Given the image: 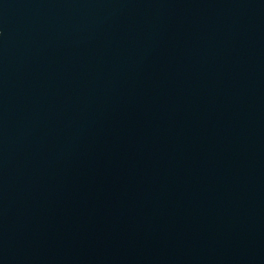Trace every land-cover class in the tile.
<instances>
[{"label": "water", "instance_id": "obj_1", "mask_svg": "<svg viewBox=\"0 0 264 264\" xmlns=\"http://www.w3.org/2000/svg\"><path fill=\"white\" fill-rule=\"evenodd\" d=\"M0 264H264V0H0Z\"/></svg>", "mask_w": 264, "mask_h": 264}]
</instances>
